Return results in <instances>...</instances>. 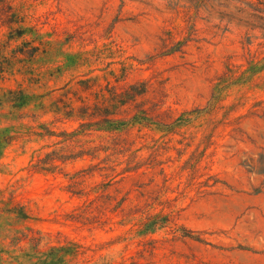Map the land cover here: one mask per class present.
<instances>
[{
    "label": "rangeland",
    "instance_id": "obj_1",
    "mask_svg": "<svg viewBox=\"0 0 264 264\" xmlns=\"http://www.w3.org/2000/svg\"><path fill=\"white\" fill-rule=\"evenodd\" d=\"M9 1L26 16L15 27L36 26L41 37L27 32L0 59V94L34 97L24 109L0 108V132L11 137L0 159V202L14 198L25 207L30 218L21 229L44 238L37 250L85 247L66 264H264V177L244 166L264 155V0ZM1 18L6 42L11 30ZM24 42L39 52L14 61L12 51ZM88 80L95 90L104 87V117L57 114L61 99L75 107L80 98L97 101L81 82ZM138 82L147 83L148 94L122 106L114 92ZM214 104L219 124L206 131ZM154 105L174 119L203 112L174 132L156 125L122 130L124 118ZM108 118L121 121L113 126ZM82 123L95 124L66 148L72 137L65 133ZM115 138L130 145L112 150ZM101 145L97 160L79 154ZM54 151L73 158L57 162L60 170H35ZM194 154L203 156L200 191L184 170ZM84 206L93 208L81 218ZM150 215L173 216L205 242L174 239L169 228L145 237L139 225ZM2 238L0 264L42 257L27 242Z\"/></svg>",
    "mask_w": 264,
    "mask_h": 264
},
{
    "label": "trees",
    "instance_id": "obj_2",
    "mask_svg": "<svg viewBox=\"0 0 264 264\" xmlns=\"http://www.w3.org/2000/svg\"><path fill=\"white\" fill-rule=\"evenodd\" d=\"M26 7V4H23ZM0 16L1 20L6 22L10 28L9 38L6 42L0 41V59L7 60V56L5 55L6 50L11 46V42L17 39H21L27 32L33 33L37 38L41 37L40 30L37 29L36 26H31L29 28L23 27H15L16 25L24 24L26 22V16L23 14V11L16 9L11 1L9 0H0ZM190 19V16L189 18ZM43 44V42L41 43ZM13 58L14 61L21 60L20 56L23 55L27 59H22L24 61L34 59L37 53L39 52V47L32 46L31 42H24L22 47H18L16 50H13ZM72 56H67L68 60H71ZM4 66L0 65V73H3ZM82 84H85V91L95 90L96 84L90 85V80L81 81ZM98 89L95 90L94 95L97 97V101L91 105L90 103L84 101L82 98V105L79 107H75L73 102L68 103V100L61 99L57 104V114L60 116L64 112L65 115H68L70 118L79 117V118H91V122L98 118L104 117V104L108 102L106 97L104 96V87L99 86ZM122 92L118 93L117 90L114 92V98L121 99L120 102L122 106L127 105L131 102H136L138 98L144 97L149 92V87L145 82H138L132 85H129L126 89L121 90ZM92 92V91H91ZM34 97L27 95L23 90H8L4 94H0V108H3L6 104H12V109L20 110L29 107L32 104ZM218 102V99H216ZM216 105H212L209 109V113L212 116V119L209 121V125L207 126L206 131L211 128L210 125H218V121L213 118L216 112ZM37 107L39 109H43L44 107L41 104H38ZM203 111L201 109L193 110L191 112L183 113L179 118L174 119L171 115V112L161 111L157 106L152 107H142L138 109L137 113L133 118L127 119L124 118V129L123 131H127V126L129 125H156L158 127H162L166 129L168 132H174L177 128L187 126L191 123L194 115L199 116ZM126 113V111L124 112ZM15 114V112L13 113ZM37 118V117H35ZM85 120V119H84ZM104 122V119H102ZM121 119H106L107 122H111L113 126L118 123ZM95 123H82L80 129L76 130L74 133H65L66 136H71L72 138H65L64 143L68 144L66 148H69L76 141V137L86 136V132L90 129L82 130L87 128L88 125H93ZM118 128V127H117ZM48 132V128L45 127ZM209 136H205L202 143L210 144L208 142ZM113 141H117L113 144L112 150H116L120 148L122 150L126 149L130 143L127 138L121 139V142H118V138H115ZM80 142V141H78ZM11 143V137L6 135L4 132H0V159L3 157L7 147ZM71 144V145H70ZM104 151L103 145L101 146H93L90 149L79 152L82 156L89 155L93 160H97L100 157V153ZM66 153H61L58 151H54L52 153H48L45 158H39L37 163L34 165L35 170H60V166L57 162L61 161L66 163L67 160L73 158L72 155H65ZM69 157V158H68ZM203 161V156L194 154L192 158L187 162V166L184 170L190 171L189 177V186L190 187H198L199 191L202 189L201 182H198V174L201 168V164ZM154 165H157V161H153ZM244 166L248 169L249 172L255 173L259 176L264 177V155H261L257 162L250 160L244 163ZM139 169V168H138ZM164 175L165 182L169 181L167 174L164 169L161 170ZM219 181H216L215 184H218ZM264 185V183H263ZM202 192V191H201ZM260 192V191H256ZM94 201L92 202L93 205ZM91 205V206H92ZM91 206H84L81 213H79V217L86 218L85 216L91 212ZM29 214L27 213L25 207L16 201L14 198L9 201H1L0 202V237H3L4 240H11L12 242H27L31 248L35 249V254L42 255V257L35 259L30 257L31 264H66L67 256H71L72 260L77 259L80 255L85 254V247L78 243H70L67 247H51V253L42 254V252L38 251L41 242H43L44 238L35 234L32 229H21V226L29 219ZM169 228L170 232L173 234L174 239H191L198 242H205L201 237L195 236L194 232L186 229L185 227L180 226L172 216H163V215H150L146 221H143L139 225V233L145 237H148L151 234L156 233L159 229ZM18 243V244H19ZM16 259V258H12ZM0 261H4V259L0 258Z\"/></svg>",
    "mask_w": 264,
    "mask_h": 264
}]
</instances>
